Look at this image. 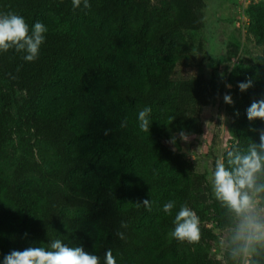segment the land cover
<instances>
[{
  "label": "trees",
  "instance_id": "1",
  "mask_svg": "<svg viewBox=\"0 0 264 264\" xmlns=\"http://www.w3.org/2000/svg\"><path fill=\"white\" fill-rule=\"evenodd\" d=\"M89 3L0 0V14L23 16L30 30L37 21L48 29L35 61L15 49L0 52V160L12 141L22 148L11 173L0 167V264L12 250L48 249L56 239L82 246L101 264L108 249L116 264H221L212 243L237 216L216 198L206 172L170 144L182 133L201 134L204 107L226 92L214 72L194 69L174 79L192 58L186 31L203 30L204 0ZM246 14L251 33L264 41V0L250 3ZM248 78L253 86L241 92L238 83ZM231 82L233 103L225 109L233 120L223 154L229 170L228 152L246 154L264 129V121L246 115L264 98V55L235 66ZM145 107L149 132L139 127ZM36 139L53 150L54 167L38 159ZM257 183L264 185V174ZM255 195L264 204V191ZM169 201L171 214L163 211ZM183 205L200 218L198 243L170 235ZM256 235L249 262L264 264V235ZM236 237L230 236L227 264L242 263Z\"/></svg>",
  "mask_w": 264,
  "mask_h": 264
},
{
  "label": "rangeland",
  "instance_id": "2",
  "mask_svg": "<svg viewBox=\"0 0 264 264\" xmlns=\"http://www.w3.org/2000/svg\"><path fill=\"white\" fill-rule=\"evenodd\" d=\"M257 1L259 0H204L203 30L186 31L192 46V58L187 66L177 67L174 79L177 82L181 81L194 69L202 71L208 77L214 72L224 80L225 94L231 95L229 92L233 88L231 70L237 65H252L256 62L257 56L264 55V41L251 33L250 19L246 14L249 4ZM223 97L215 104L204 107L201 134L184 136V139L179 135L170 142L175 149L184 154L187 160L196 163L202 171L206 172L212 189L216 162L223 161V154L230 146V126L233 119L226 112V102ZM35 147L38 159L46 168L56 165L57 158L45 142L36 139ZM21 155L22 148L18 141H12L7 145L6 153L0 160V167L11 173ZM253 200V215L257 221L264 223V204L256 195L253 196ZM235 214L236 225L221 231L219 239L212 243L211 253L212 256L221 260V264H227L224 259L225 251L230 236L236 232L240 234L243 245L241 264H250L251 255L247 237L251 234V230L246 225L242 227L243 217ZM210 225L214 228L216 226L215 223ZM257 234L264 235V233Z\"/></svg>",
  "mask_w": 264,
  "mask_h": 264
},
{
  "label": "clouds",
  "instance_id": "3",
  "mask_svg": "<svg viewBox=\"0 0 264 264\" xmlns=\"http://www.w3.org/2000/svg\"><path fill=\"white\" fill-rule=\"evenodd\" d=\"M82 3L84 8L91 6L89 0H72L73 8L80 7ZM47 31V27L42 22H35L30 30L23 16L12 12L0 14V52L15 49L16 52L25 53L24 60L35 61ZM253 83V79L248 78L246 81L239 82L238 88L244 92L252 87ZM226 86L230 87V85ZM223 98L226 103H233L230 94L226 93ZM150 113L151 108L145 107L138 114L139 127L145 132L150 130ZM246 115L250 121L255 119L264 121V98L254 100L246 109ZM126 124L125 119L121 122V127H125ZM181 136L184 139L183 133ZM227 155V163L232 167L229 170L222 160L216 162L212 185L214 194L219 201L243 217L242 227L246 225L251 230L247 240H258L261 235L256 234L264 233V223L257 221L253 215V196L264 191V185L257 183L259 176L264 174V129L259 130V142L250 145L246 154L230 151ZM142 203L150 210L151 205L148 199L143 200ZM174 206L175 202L169 201L163 205V211L171 214ZM173 223L175 228L170 233L172 237L182 242L198 243L200 241V218L187 205L181 206ZM121 227H127V224L121 222ZM117 235L123 239L122 232H118ZM236 238H241L239 233ZM3 264H101V258L86 251L82 246L70 247L56 239L50 243L48 249L30 246L24 250H12L4 256ZM103 264H116L111 249L106 250Z\"/></svg>",
  "mask_w": 264,
  "mask_h": 264
}]
</instances>
